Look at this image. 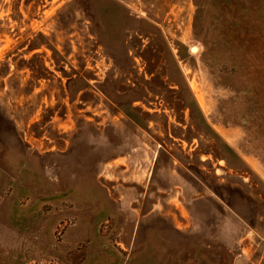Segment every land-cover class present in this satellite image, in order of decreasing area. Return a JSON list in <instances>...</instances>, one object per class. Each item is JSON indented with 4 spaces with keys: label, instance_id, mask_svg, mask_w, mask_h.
Masks as SVG:
<instances>
[{
    "label": "rangeland",
    "instance_id": "obj_1",
    "mask_svg": "<svg viewBox=\"0 0 264 264\" xmlns=\"http://www.w3.org/2000/svg\"><path fill=\"white\" fill-rule=\"evenodd\" d=\"M0 264H264V0H0Z\"/></svg>",
    "mask_w": 264,
    "mask_h": 264
},
{
    "label": "bare ground",
    "instance_id": "obj_2",
    "mask_svg": "<svg viewBox=\"0 0 264 264\" xmlns=\"http://www.w3.org/2000/svg\"><path fill=\"white\" fill-rule=\"evenodd\" d=\"M192 50L193 53L197 52V48H193Z\"/></svg>",
    "mask_w": 264,
    "mask_h": 264
}]
</instances>
